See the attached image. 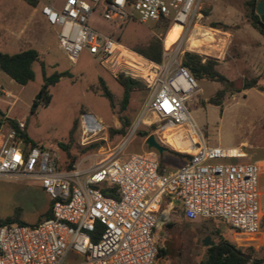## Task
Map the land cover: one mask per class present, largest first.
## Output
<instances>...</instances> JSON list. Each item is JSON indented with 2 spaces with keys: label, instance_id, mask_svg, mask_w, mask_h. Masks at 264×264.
<instances>
[{
  "label": "built area",
  "instance_id": "obj_1",
  "mask_svg": "<svg viewBox=\"0 0 264 264\" xmlns=\"http://www.w3.org/2000/svg\"><path fill=\"white\" fill-rule=\"evenodd\" d=\"M202 5L203 0H64L60 8L44 6L41 14L58 29L59 46L72 64L86 51L116 77L144 83L150 96L139 123L159 129L172 122L197 131L188 107L197 81L173 60L186 53L183 44L203 18ZM97 13L117 28L130 21L154 23L167 33L182 27L174 52H165L172 60L156 63L93 29L89 22ZM18 127L24 131L25 124ZM1 128L0 178L40 182L52 217L34 226L0 224V264H66L71 254L72 264H157L155 232L169 219L170 210L162 207L173 203L189 222L225 221L239 237L261 235V166L229 162L247 157L242 148L211 147L198 133L190 158L173 172H161L160 160L148 154L68 171L54 149L26 147L17 129Z\"/></svg>",
  "mask_w": 264,
  "mask_h": 264
},
{
  "label": "rangeland",
  "instance_id": "obj_2",
  "mask_svg": "<svg viewBox=\"0 0 264 264\" xmlns=\"http://www.w3.org/2000/svg\"><path fill=\"white\" fill-rule=\"evenodd\" d=\"M49 1H54L57 8L64 2ZM251 2L203 0V18L193 30L191 38L204 44L201 48H193L188 41L183 44L185 52L217 60L219 72L232 82L222 105L215 107L209 101L225 86L208 80H196L199 89L188 107L197 131L189 125L176 126L172 122L160 124L159 129L157 125L149 127L139 123L150 96L142 84L131 94L126 112L131 122L128 134L125 137H111V131L122 128L119 113L124 89L117 81L120 75L116 77L86 51L72 64L59 46L55 33L58 29L46 34L45 48L41 50V62L45 65L47 76L66 74L51 87V103L48 106L40 105L35 113H31L33 102L41 94L44 83L42 67L37 63L33 67L35 79L26 86L18 85L0 71V110L7 119L17 123L22 121L32 141L54 149L61 169L65 170L74 157L77 158L75 166L81 164L80 170L86 172L104 160H125L131 155L148 154L160 160L163 172H173L188 159L174 153L183 156L191 154L198 144V133L203 134L211 147L242 148L247 154L246 162L257 163L264 170V38L248 19ZM89 25L119 39L140 56L143 55L139 50L158 40L163 48L161 63L172 60L165 56L163 45L167 28L136 21L117 28L103 20L99 13L91 18ZM205 29L213 33L214 41L209 42L201 36ZM174 49L172 47L171 52ZM184 54L173 61L181 64ZM257 77L260 78L259 87L238 92L245 79ZM101 81L113 94V108L103 96ZM88 116L95 119L96 125L101 127L99 130L88 125ZM75 122L77 126L73 131ZM9 126L6 121L1 129L5 131ZM90 132L96 134H88ZM144 133L148 136L142 135ZM151 135H155L157 142L168 150L162 158L156 151L148 149L146 140ZM229 162L238 163L236 160ZM259 203L260 210L264 212V175L260 177ZM50 206V196L40 182L24 176L0 178L1 222L15 220L16 225L21 222L34 226L45 221L44 216L50 211ZM164 210L165 206L162 207ZM208 222L209 231L201 232L197 229L200 223L188 224L178 207L170 211L169 219L161 220L155 232L159 250L166 252V255H159L157 264H205L210 257V247L203 245L201 240L206 234H210L216 242L224 240L253 256L254 260L248 264L264 260V226L261 227V235L253 240L235 235L225 221ZM72 261L73 254L69 255L66 264H72Z\"/></svg>",
  "mask_w": 264,
  "mask_h": 264
},
{
  "label": "trees",
  "instance_id": "obj_3",
  "mask_svg": "<svg viewBox=\"0 0 264 264\" xmlns=\"http://www.w3.org/2000/svg\"><path fill=\"white\" fill-rule=\"evenodd\" d=\"M27 4L31 6H37V0H23ZM259 0H252L250 3V14L249 21L251 26L259 32V34L264 38V23L261 22L260 16L257 14V6ZM220 26V25H219ZM215 27H218L215 26ZM223 27V26H221ZM139 53L146 58L156 62H162V54L163 48L160 41L155 40L152 41L146 49L139 50ZM35 63H40L43 75H44V83L41 89V97L39 101H34L31 109V113H35L37 108L40 105L48 106L51 103L52 95L50 94L51 87L55 86L62 77L66 74L56 73L52 76H47L45 72V65L40 61L39 53L35 50H28L15 55L3 54L0 52V71H2L5 75H7L11 80L21 86H26L35 79V72L33 70V65ZM181 65L185 68L188 73L198 81L208 80L211 82L219 83L225 86V88L219 91L216 96L210 99L209 104L220 107L226 97V94L231 90L232 82L221 74L218 70L219 62L214 58L204 57L196 53L186 52L182 57ZM118 83L124 89V96L121 103V110L119 113V120L121 122L122 128L120 130L111 131V137L115 135H119L121 137H125L128 134V131L131 127V122L129 118L126 116V112L128 110L131 94L132 92L140 86H143L142 82L138 80H134L129 77H125L124 75H120L117 78ZM260 78H251L245 79L242 85V88L238 90L247 91L250 89H254L259 87ZM102 93L103 96L109 101L110 107H114V97L113 94L106 87L105 83L101 81ZM7 121L10 126L17 129L19 133V137L22 139L26 147H41L38 143H35L31 140L28 133L24 130L21 131L18 127V123L14 120L7 119L4 114L0 110V128ZM77 126V122L74 123L73 131ZM144 136H148L147 133L142 134ZM97 147V146H96ZM177 156H182L186 158H190V156H183L177 153H174ZM77 158L74 157L66 170L70 171L74 169ZM160 168L162 172V165L160 163ZM103 193L108 197H113V194L109 190H103ZM52 217L51 206L50 211L44 216L45 220L50 219ZM185 219V218H184ZM186 220V219H185ZM44 221V220H43ZM40 221L39 223L43 222ZM189 223L188 220H186ZM14 224L15 220H7L4 222L0 221V224ZM37 223V224H39ZM20 225H24V223L19 222ZM264 226V216L262 217L261 227ZM171 227V225H169ZM218 248V252H217ZM165 250L160 249L158 253L159 255H166ZM238 253L245 254L241 250L237 249L235 246L226 242L224 240L221 241L220 245L216 247L210 248V257L205 264H248L249 260L244 259ZM253 264H264V260H256Z\"/></svg>",
  "mask_w": 264,
  "mask_h": 264
},
{
  "label": "crops",
  "instance_id": "obj_4",
  "mask_svg": "<svg viewBox=\"0 0 264 264\" xmlns=\"http://www.w3.org/2000/svg\"><path fill=\"white\" fill-rule=\"evenodd\" d=\"M37 2V6H31L23 0H0L1 53L15 55L28 50H35L39 53L41 61V50L45 48V36L57 28L48 26L41 14V9L47 5H55L54 1L37 0ZM55 33L58 38L59 31ZM1 92L4 93V90L2 89ZM246 160L247 157L236 161L247 163ZM261 172V176H263L264 170L261 169ZM175 207L181 210L178 203H173L166 207V211H172ZM262 214H264L263 211Z\"/></svg>",
  "mask_w": 264,
  "mask_h": 264
},
{
  "label": "bare ground",
  "instance_id": "obj_5",
  "mask_svg": "<svg viewBox=\"0 0 264 264\" xmlns=\"http://www.w3.org/2000/svg\"><path fill=\"white\" fill-rule=\"evenodd\" d=\"M203 28V27H202ZM182 27L180 26H174L165 36L164 40H163V45L165 50H170L178 41V39L180 38V35L182 33ZM201 32V31H200ZM204 34H202V37H205V40H208L209 42H211V40H213V33H211V31H208L205 29V31L203 32ZM214 41V40H213ZM220 41V40H219ZM190 43L192 45L193 48H201L203 46V44L201 43V40H196L194 38L190 39ZM209 47V46H208ZM87 122L88 125H92L94 130H99L101 127H99L98 125H96L95 119L93 117H87ZM83 127H85V124H83ZM91 127V126H89ZM88 127V128H89ZM87 128V127H86ZM103 130V128L101 129ZM100 130V131H101ZM89 131V130H88ZM99 131V132H100ZM88 134H96L93 132H90Z\"/></svg>",
  "mask_w": 264,
  "mask_h": 264
},
{
  "label": "water",
  "instance_id": "obj_6",
  "mask_svg": "<svg viewBox=\"0 0 264 264\" xmlns=\"http://www.w3.org/2000/svg\"><path fill=\"white\" fill-rule=\"evenodd\" d=\"M257 14L260 16L261 18V22L264 23V0H260V2L258 3V6H257ZM40 97H41V94H39L35 101H39L40 100ZM146 144L148 146V149L149 150H155L158 154H159V157L162 158L164 153H166L168 150L164 147H162L158 142H157V139H156V136L155 135H151L147 138L146 140ZM213 246V244H206V246ZM217 252H218V248H217ZM240 256H242L244 259L246 260H249V261H253L254 258L253 256L251 255H247V254H241V253H238Z\"/></svg>",
  "mask_w": 264,
  "mask_h": 264
},
{
  "label": "flooded vegetation",
  "instance_id": "obj_7",
  "mask_svg": "<svg viewBox=\"0 0 264 264\" xmlns=\"http://www.w3.org/2000/svg\"><path fill=\"white\" fill-rule=\"evenodd\" d=\"M155 151V150H154ZM195 223H200L199 224V227L197 228L198 231H201V232H208L209 231V228H208V225H209V222L206 221V222H202V221H199V222H195ZM202 244L206 246V244H213V246H207V247H216L218 245H220L221 242H216L213 240L212 236L209 234H206L202 240H201Z\"/></svg>",
  "mask_w": 264,
  "mask_h": 264
}]
</instances>
